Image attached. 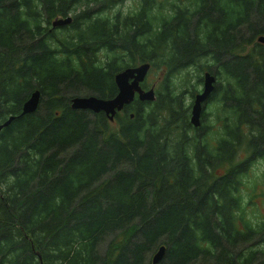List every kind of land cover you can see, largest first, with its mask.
<instances>
[{"label": "trees", "instance_id": "16d2710c", "mask_svg": "<svg viewBox=\"0 0 264 264\" xmlns=\"http://www.w3.org/2000/svg\"><path fill=\"white\" fill-rule=\"evenodd\" d=\"M115 1L0 0V124L16 116L0 129V264H152L161 245L158 264H264V218L246 207L256 161L264 178V0H171L160 17L141 0L98 14ZM134 59L163 74L154 101L135 97L116 129L70 107L113 97ZM193 66L216 76L199 126L187 82L173 84ZM36 89L38 108L20 116Z\"/></svg>", "mask_w": 264, "mask_h": 264}, {"label": "water", "instance_id": "95a60500", "mask_svg": "<svg viewBox=\"0 0 264 264\" xmlns=\"http://www.w3.org/2000/svg\"><path fill=\"white\" fill-rule=\"evenodd\" d=\"M73 20L71 15L64 17H55L50 21V28L65 27ZM258 43L264 44V35H259L256 38ZM151 65L149 62H142L135 66L125 67L114 74V82L117 92L113 97L101 98L94 95L73 96L70 99V107L73 109L90 110L94 113L103 112L108 120H114L117 112L121 111L126 105L130 104L135 97L140 101H154V87L144 89L141 83L146 79ZM216 76L204 71L202 75L201 90L196 93L192 99L190 107L189 121L193 126H199L201 121V113L204 103L209 99L215 88ZM40 91L38 89L31 92L29 97L22 103L20 116L33 113L39 105ZM132 117L133 114H130ZM16 116L10 115L0 124V129L6 127ZM165 245L159 246L151 256V263L158 264L164 254ZM38 254V253H37ZM39 256V254H38ZM40 258V257H39Z\"/></svg>", "mask_w": 264, "mask_h": 264}, {"label": "rangeland", "instance_id": "374dc122", "mask_svg": "<svg viewBox=\"0 0 264 264\" xmlns=\"http://www.w3.org/2000/svg\"><path fill=\"white\" fill-rule=\"evenodd\" d=\"M186 1L184 2V4ZM141 0H117L114 3L108 5L106 7L107 11L104 12L103 16H109L111 18L113 15L119 13L121 15L131 14L135 11H137L140 7ZM153 6H154V13L157 16L167 15L171 14L173 10V5L179 4L176 2H173L171 0H153ZM98 6V5H96ZM95 6V7H96ZM82 10V7L75 9L70 13V15H74ZM156 17V16H155ZM157 24V22L155 23ZM98 56L100 57L101 62H104L105 58V51H101ZM141 62L139 60H133V65H138ZM205 70L198 71L196 67H190L187 69H182L180 72H176L173 75V84L178 87V90H182L181 84L183 82H187L189 88H184L185 90V98L184 102L186 105L191 104V101L193 99V96L201 90L202 83H197L198 75L202 76L203 72ZM163 72V71H162ZM163 74L160 72L157 68H151L148 71V74L146 76V80L144 83L147 85V87H154V90L159 89V84L162 81ZM196 89H193V87ZM190 91L193 92V96L190 94ZM213 105L210 103L207 104V106L204 108L206 112V123L211 122L212 116H210L209 112L213 110ZM117 123L115 121L110 122V128L116 129ZM215 127H218V125H215ZM263 165L261 161H256L254 165L249 170L250 174V180H253L256 177V182L258 188L256 189V192L254 194H257L252 200L254 201V205L252 204H246L248 212H251L257 220L264 218V196L260 197L258 194L264 193V178L262 177ZM246 178H244L245 180ZM262 182V183H261ZM244 192L250 193L249 188H244ZM152 255H149L148 258L150 259Z\"/></svg>", "mask_w": 264, "mask_h": 264}, {"label": "flooded vegetation", "instance_id": "af4514ba", "mask_svg": "<svg viewBox=\"0 0 264 264\" xmlns=\"http://www.w3.org/2000/svg\"><path fill=\"white\" fill-rule=\"evenodd\" d=\"M102 11H103L102 13H98V14H100V15L102 14V15H103L104 12L107 11V9L104 8V9H102ZM106 17L109 18V16H106ZM109 19H110V18H109ZM141 63H142V62H141ZM201 83H202V82H201ZM141 86H142V88H144V89H148V87L144 84V82L141 84ZM149 88H150V87H149ZM193 97H194V96H193ZM208 100H209V99H208ZM191 102H192V101H191ZM123 109H124V108H123ZM123 109H122L121 111H119V112H122ZM119 112H117V113H119Z\"/></svg>", "mask_w": 264, "mask_h": 264}]
</instances>
